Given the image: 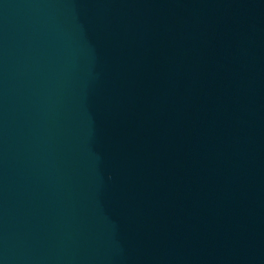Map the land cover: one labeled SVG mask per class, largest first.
<instances>
[{"label": "water", "instance_id": "water-1", "mask_svg": "<svg viewBox=\"0 0 264 264\" xmlns=\"http://www.w3.org/2000/svg\"><path fill=\"white\" fill-rule=\"evenodd\" d=\"M0 264H264V0H0Z\"/></svg>", "mask_w": 264, "mask_h": 264}]
</instances>
